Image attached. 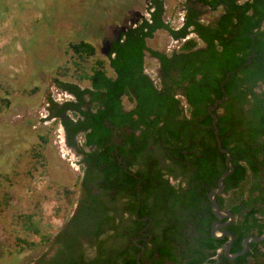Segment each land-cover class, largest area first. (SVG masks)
<instances>
[{
	"label": "trees",
	"instance_id": "16d2710c",
	"mask_svg": "<svg viewBox=\"0 0 264 264\" xmlns=\"http://www.w3.org/2000/svg\"><path fill=\"white\" fill-rule=\"evenodd\" d=\"M198 2L220 11L213 23L201 21L202 12L193 6ZM10 5L11 0H0L5 11ZM147 10L148 18L112 41L106 59L97 58V48L89 41L68 42L54 84L73 94L75 101L59 107L47 98L51 117L64 126L67 143L75 146V135L83 132V146L96 148L85 153L89 178L102 193L115 191L129 198L108 223L127 246L111 249V255L100 247L89 264H136L140 249L130 237L149 222L136 218L147 216L153 238L142 262L264 264V252L255 242L235 259L224 253L214 259L227 238L211 235L217 218L208 198L227 169L208 107L223 96L227 73L236 70L224 83L226 99L216 111L219 137L231 153L234 171L216 199L220 208L236 216L229 227L234 235L231 253L242 248L246 236L261 234V221L259 232L253 231L259 226L256 213L264 214L255 204L264 199V0H193L179 29L163 20V0H149ZM0 30V49L11 48L2 26ZM158 30L183 40L179 51L168 56L148 48L147 40ZM146 51L159 61L158 84L144 72ZM38 90L35 86L30 93ZM123 99L132 105L130 110H124ZM9 104L7 97L0 98V106ZM69 110L74 119L67 115ZM40 139L49 142V136Z\"/></svg>",
	"mask_w": 264,
	"mask_h": 264
},
{
	"label": "rangeland",
	"instance_id": "374dc122",
	"mask_svg": "<svg viewBox=\"0 0 264 264\" xmlns=\"http://www.w3.org/2000/svg\"><path fill=\"white\" fill-rule=\"evenodd\" d=\"M191 1L163 0V20L178 28ZM11 2L8 11L0 6L2 36L11 44V48L0 49V98L10 100L9 106H0V264H29L38 251L36 245L46 240L42 237L50 235L70 208L68 186L73 179L67 178L63 163H74L67 160L72 153L59 144V120L49 118L45 110L48 96L66 99L67 92L54 84L57 68L66 59V45L84 39L96 46L97 58L106 59L115 35L138 23L134 13L149 17V1ZM194 7L202 12L204 23H213L220 14L201 3ZM5 19L7 23H3ZM14 33L16 36H9ZM147 46L169 55L178 43L158 30ZM145 71L157 80L158 61L148 51ZM35 86L39 90L30 93ZM123 105L125 109L132 107L125 99ZM40 136H49V142L42 143ZM261 261L264 263L263 258Z\"/></svg>",
	"mask_w": 264,
	"mask_h": 264
},
{
	"label": "flooded vegetation",
	"instance_id": "af4514ba",
	"mask_svg": "<svg viewBox=\"0 0 264 264\" xmlns=\"http://www.w3.org/2000/svg\"><path fill=\"white\" fill-rule=\"evenodd\" d=\"M195 4L193 6H195ZM186 10L187 8L184 11L181 25L176 29H179L183 26L187 12ZM134 17L137 22H140L143 19L144 15L142 14L140 15V13L139 14L134 13ZM125 28H126L125 30L119 31L115 35V37L111 40L109 44L110 46L108 45L107 47V55L110 51L112 41L117 40L120 37V34L128 30L129 27H125ZM182 41L183 40H181V42L177 41L178 43L177 50H173L171 54L169 55L167 54V55L172 56L176 53V51H179ZM160 69L161 67L158 61V75H161ZM144 72L146 73L145 69ZM157 80H153V83L158 84L159 82H156ZM67 94H68L67 97L68 99L67 98L63 100L54 99L55 102H57V104L59 105V107H61L66 102L75 101V96L73 94L69 92H67ZM46 108L47 109L45 110L49 118H55L49 115L51 114L49 110L50 103L47 102ZM131 108L132 107H130L129 109L124 108V110L128 111ZM72 113L73 111L69 110L67 115L70 118L74 119ZM60 126H61L60 134L62 141L59 142V144L62 145L64 150L65 148L70 149L72 155L70 156V158H67V160L74 161V163L72 162L71 163L65 162V164L63 163L64 165L63 170L65 171L67 178L73 179L72 184L68 186L70 187L69 190H71V192H68L70 208L67 214L64 216L63 220L60 222V224L57 227H54L50 235H48L49 238L44 240L43 243L40 242L39 244L36 245L38 251L29 264H57V263L68 264L72 260L82 262V264H89V262L97 256L98 248L100 247L106 249L108 254L111 255L112 253L111 249L112 250L119 249L120 246L122 245L127 246V244L124 242V238L116 236L112 228L108 226V223L110 221V218L115 216L117 212L121 211V209L126 206V203L128 202L129 198L127 196H122V197L116 196L115 191L108 192L107 194L102 193L103 190L97 185H95L94 182L89 178L90 169L85 163V158H86L85 153L92 152L96 148L83 146L85 140L83 132H80L79 134L75 135L74 137L75 146H70L67 143L66 131L64 129V126L61 123ZM61 156L65 157V154ZM118 163L120 166H123L125 170H127V167L123 165L121 159H119ZM74 164H75V168L72 167V165ZM254 195H258V192H255ZM255 204L259 209L264 211V199L258 200L257 202H255ZM84 205L86 206L85 209L83 208ZM105 207H109V209L106 210ZM255 216L258 220L259 226H257V228H255L253 232L257 234L260 230V221L262 222V224L264 223V214H262L260 211L257 212ZM123 217L126 219L128 217V214L123 213ZM133 219L134 218L132 217L131 220ZM136 219H138L139 222L149 220L148 223L140 226L137 233H133L132 236L130 237L132 241V245L134 247L139 248L140 251L142 250V247H144L143 254L140 257V262L142 264H147L146 261L142 262L141 258L145 254L146 250L151 246V241L153 238V234L150 232L152 219L149 216L136 218ZM235 220H236V216L232 221V223L225 228L229 230V227L234 224ZM99 229H101V231L99 232L98 235H95V233ZM43 238L44 237H42V239ZM255 243H257L259 252L260 250L264 252V241L255 242ZM140 251L138 252V254L140 253ZM99 264H105V262H99Z\"/></svg>",
	"mask_w": 264,
	"mask_h": 264
},
{
	"label": "water",
	"instance_id": "95a60500",
	"mask_svg": "<svg viewBox=\"0 0 264 264\" xmlns=\"http://www.w3.org/2000/svg\"><path fill=\"white\" fill-rule=\"evenodd\" d=\"M125 29L126 28L123 27L121 30L123 31ZM248 62H250V57H248ZM244 66L245 65L241 66L240 69L244 68ZM234 72H236V70L227 73L226 78L222 82V89L224 92L223 96L221 98L215 100L214 103L208 107V113L213 118L212 123H213V127L215 129V137L217 140V145H218V148L220 149V151L225 154L226 166H227V169L220 175L217 185L215 187H213L209 191V194H208V198H209V201L211 203V210H212L213 214L215 215V217L218 219L211 226V235L215 239L227 238V241L216 251V255L214 256V259H216V260L219 259V256L221 253H224V255L229 259L237 258V257L242 256V255L247 253L249 246H250V243L264 241V229H263V231L260 235H248V236H246L242 240V243H241L242 248L236 253H231V248H232L233 241H234V235L230 230L226 229L225 227H227L228 225H230L232 223V221L235 218V215L232 211H230L228 209L220 208V206L217 202V199H216V196L221 194L224 187H225L224 179L234 171V165L231 161V153L228 149H226L222 146V142H221V139L219 137V127H218L219 117H218V112H216L219 105H221L226 99V92L224 89V83L229 78V76ZM143 251H144V247H142V250L140 251V253L137 256V260H136L137 264H142L140 262V257L143 254ZM204 264H208V263H204Z\"/></svg>",
	"mask_w": 264,
	"mask_h": 264
},
{
	"label": "built area",
	"instance_id": "2783aa9c",
	"mask_svg": "<svg viewBox=\"0 0 264 264\" xmlns=\"http://www.w3.org/2000/svg\"><path fill=\"white\" fill-rule=\"evenodd\" d=\"M65 97L67 98L68 97V94H65ZM55 100H63L61 95L58 96ZM59 142H61V139L59 140Z\"/></svg>",
	"mask_w": 264,
	"mask_h": 264
}]
</instances>
